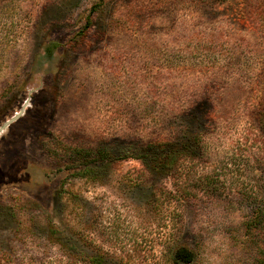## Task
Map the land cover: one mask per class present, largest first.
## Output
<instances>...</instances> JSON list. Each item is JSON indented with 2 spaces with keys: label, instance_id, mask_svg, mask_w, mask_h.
I'll return each instance as SVG.
<instances>
[{
  "label": "rangeland",
  "instance_id": "1",
  "mask_svg": "<svg viewBox=\"0 0 264 264\" xmlns=\"http://www.w3.org/2000/svg\"><path fill=\"white\" fill-rule=\"evenodd\" d=\"M244 1L0 0V264H264V31ZM186 140L172 173L139 160Z\"/></svg>",
  "mask_w": 264,
  "mask_h": 264
},
{
  "label": "trees",
  "instance_id": "2",
  "mask_svg": "<svg viewBox=\"0 0 264 264\" xmlns=\"http://www.w3.org/2000/svg\"><path fill=\"white\" fill-rule=\"evenodd\" d=\"M104 0H100L99 7L103 5ZM220 0H194L195 6L200 5H206V4H212L219 2ZM101 8V7H100ZM98 10V9H97ZM93 13L95 10L92 11ZM93 13L90 14L87 19V23L85 25L84 31H82V34L86 35L93 26ZM241 16L248 24H254V26H258L260 30L264 31V0H246L241 5L240 10ZM59 47V44L52 43L47 47L48 54H53V52L56 50V48ZM263 76V75H262ZM264 78V77H263ZM264 80V79H263ZM252 118L255 119L256 123L263 126L264 122V95L260 99L257 109L253 112ZM264 138V137H263ZM191 144V141L186 140L182 144H174L173 142L168 141H161L157 142L156 144H150L152 146V149L154 150L153 155H147L146 157H141L139 160L140 162L148 167L152 168L156 171H165L167 174L172 173L181 159V156L188 154L190 152V148L187 149V145L189 146ZM150 148V147H149ZM99 162L102 163L106 161V151H100L99 153ZM127 157H125L126 160ZM120 160V159H116ZM124 160V159H123ZM96 166H88L84 169V176H95L96 173ZM164 172V173H165ZM183 194V192L181 191ZM258 204H260L256 210L254 211V219L250 224H248L249 228L254 229L257 233L260 232L262 235L259 237V239L262 240L261 244L258 246V249L260 251L264 252V241H263V235H264V197L260 195L256 196ZM69 242H67V238H57L56 244H58L60 247H65ZM74 246L72 244L69 245V248ZM72 250V249H70ZM172 255V261L173 264H189L191 261L192 253L189 251H186L184 249H177ZM185 258H188V261H185ZM90 264H105L104 260L100 256H94L89 257Z\"/></svg>",
  "mask_w": 264,
  "mask_h": 264
}]
</instances>
